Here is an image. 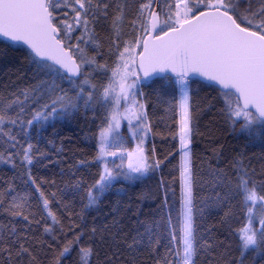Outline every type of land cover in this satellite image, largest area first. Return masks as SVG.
Wrapping results in <instances>:
<instances>
[{
  "label": "snow or ice",
  "instance_id": "obj_1",
  "mask_svg": "<svg viewBox=\"0 0 264 264\" xmlns=\"http://www.w3.org/2000/svg\"><path fill=\"white\" fill-rule=\"evenodd\" d=\"M9 53L30 75L0 90V264H66L73 252L79 264H264V164L240 151L221 167L213 149L202 180L193 151L202 109L192 103L204 93L230 134L264 149V0H0V56ZM146 85L161 103L179 96L180 195L161 179L162 197L135 227L114 220L89 232L63 202L69 189L83 210L98 209L124 192L118 182L151 178L167 159L145 146ZM81 112L92 113L96 153L62 171L60 189L39 174L49 158L33 141ZM92 167L91 183L77 177ZM209 201L223 213L219 229L204 223Z\"/></svg>",
  "mask_w": 264,
  "mask_h": 264
},
{
  "label": "trees",
  "instance_id": "obj_2",
  "mask_svg": "<svg viewBox=\"0 0 264 264\" xmlns=\"http://www.w3.org/2000/svg\"><path fill=\"white\" fill-rule=\"evenodd\" d=\"M107 35L106 29L100 32L102 38ZM28 75H30V69L20 54L9 53L7 56H0V90H3V86L9 83V79L15 82L17 88L24 87ZM144 92L147 97V111L153 126V134L149 135L145 146L150 149L155 145L158 157L161 159L166 157L167 159H165L162 170L155 173L151 178L133 183L118 182L116 189L123 188L124 192L119 195L115 190L107 193L98 209L83 210L80 194L74 195L69 189L63 202L70 204L74 212L83 216V223L86 224L89 232L94 226L101 228L104 225H112L114 220L124 226L125 230L135 227V214L138 212L149 213L155 207V202L162 197L164 189L160 186L161 179L167 185L175 188L177 198L180 195L179 155L177 154L179 145L177 109L179 96L177 94L176 100L166 97L167 102L161 103L154 85H146ZM192 103L199 104L202 109L198 122L201 135L195 137L193 143L196 170L202 180L209 179L206 162L211 159L213 165L215 164L213 149L222 153L219 157L221 167L225 166L226 161L230 160L236 152L242 151L252 160L253 166L259 170L261 165L264 164V149L258 144L256 146H246L243 140H238L230 134V130L219 120L216 111L208 110V100L205 98L204 93L196 96ZM173 109L175 110L173 111ZM91 121V112L87 116L81 112L76 117L58 121L55 127L49 126L42 137L33 141L40 152L45 153L49 158L43 161L47 167L39 168V174L56 180L60 189H64L65 183L68 181V176L61 177V172L67 173L69 165H74L82 158L91 160L96 153L94 141L88 139L91 131L95 130ZM201 161H205V163H201ZM3 168L4 166L0 165V169ZM4 170L8 171L7 169ZM97 171L98 169L95 167L81 169L77 172V177L83 176L88 183H91ZM8 174L11 175L10 172ZM52 190L55 191L56 189ZM200 195L210 197L211 192L206 188ZM169 199L171 202V193H169ZM208 203L209 206L204 209V223L209 227L215 225L219 229V221L223 213H218L216 209L210 206V201ZM53 211H57L59 214L62 209L54 208ZM140 218L143 219L144 216ZM233 226L240 227V222L234 220ZM112 230L115 231L116 229L113 228ZM87 240L88 237L85 236V246H87ZM66 264H79L77 252H73ZM92 264H96L95 257L92 258Z\"/></svg>",
  "mask_w": 264,
  "mask_h": 264
},
{
  "label": "rangeland",
  "instance_id": "obj_3",
  "mask_svg": "<svg viewBox=\"0 0 264 264\" xmlns=\"http://www.w3.org/2000/svg\"><path fill=\"white\" fill-rule=\"evenodd\" d=\"M179 100V99H178ZM177 109H178V106H177ZM179 109H178V121H179ZM124 129H122V131H123ZM179 132V131H178ZM178 141H179V138H178ZM132 146H134V145H132ZM118 162V161H117ZM179 166H180V156H179ZM179 173H180V170H179ZM180 176V175H179Z\"/></svg>",
  "mask_w": 264,
  "mask_h": 264
}]
</instances>
